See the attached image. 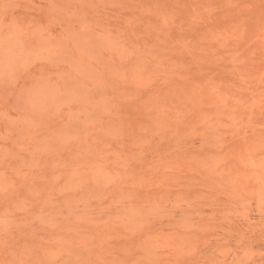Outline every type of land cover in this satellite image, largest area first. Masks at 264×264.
Instances as JSON below:
<instances>
[{"label": "rangeland", "instance_id": "1", "mask_svg": "<svg viewBox=\"0 0 264 264\" xmlns=\"http://www.w3.org/2000/svg\"><path fill=\"white\" fill-rule=\"evenodd\" d=\"M0 264H264V0H0Z\"/></svg>", "mask_w": 264, "mask_h": 264}]
</instances>
